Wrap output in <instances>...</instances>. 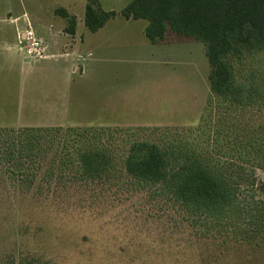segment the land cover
<instances>
[{"label": "rangeland", "instance_id": "1", "mask_svg": "<svg viewBox=\"0 0 264 264\" xmlns=\"http://www.w3.org/2000/svg\"><path fill=\"white\" fill-rule=\"evenodd\" d=\"M130 1L98 0L118 15L92 32L85 25L87 0H0V18H18L25 32H34L23 44L27 57L18 48L0 55V128L145 127L140 135H146L155 127L199 124L210 94L203 43L171 31L151 43L146 19L121 15ZM60 7L76 16L75 33L66 31ZM48 27L50 34L40 30ZM75 63L84 66L82 73L72 70ZM232 63L242 84L264 83V52ZM47 136L56 145L48 146L34 182L19 181L0 164V264L29 258L51 264H264V243L218 251L184 223L174 227L171 217L177 216L162 197L136 192L116 198L94 190L98 184L73 174L74 155L59 167L60 158L68 159L63 137ZM257 179L264 184V170H257ZM163 208L166 216L157 211Z\"/></svg>", "mask_w": 264, "mask_h": 264}, {"label": "trees", "instance_id": "2", "mask_svg": "<svg viewBox=\"0 0 264 264\" xmlns=\"http://www.w3.org/2000/svg\"><path fill=\"white\" fill-rule=\"evenodd\" d=\"M56 13L75 33L76 16L63 7ZM120 13L146 19L153 44L169 31L203 43L210 94L201 122L186 129L155 127L146 135H140L145 127L0 128L1 166L19 181L34 182L48 146L56 145L43 136L60 135L68 159L60 158L59 167L74 155L73 174L98 184L94 190L116 198L136 192L162 197L173 206L174 227L184 223L218 251L264 243V184L257 185V170H264V83L242 84L232 63L264 52V0H131ZM117 15L87 0L85 25L92 32ZM157 211L166 216L168 210ZM19 264L51 263L29 258Z\"/></svg>", "mask_w": 264, "mask_h": 264}, {"label": "crops", "instance_id": "3", "mask_svg": "<svg viewBox=\"0 0 264 264\" xmlns=\"http://www.w3.org/2000/svg\"><path fill=\"white\" fill-rule=\"evenodd\" d=\"M17 20L18 18H6V19L0 18V55L2 56L8 55L9 53L12 54L10 50L13 48H15L16 50L18 48V50L23 52L24 55L26 56V51L23 48L24 47L23 44L25 42V30L27 28V25H24L22 27L18 25ZM127 20L129 21L131 20V18ZM145 27L146 24L144 25L143 30H145ZM40 30L46 33L49 31L48 34H50L51 27L40 28ZM9 32H12V37H13L12 41L8 39V36L10 35ZM1 48L5 50H1ZM72 70L82 73L84 71V66L80 63H75L72 66Z\"/></svg>", "mask_w": 264, "mask_h": 264}, {"label": "built area", "instance_id": "4", "mask_svg": "<svg viewBox=\"0 0 264 264\" xmlns=\"http://www.w3.org/2000/svg\"><path fill=\"white\" fill-rule=\"evenodd\" d=\"M34 35V32L33 30L30 28L28 31L25 32V40L28 39V38H32ZM29 52L31 53V50H29ZM40 54V53H38Z\"/></svg>", "mask_w": 264, "mask_h": 264}]
</instances>
